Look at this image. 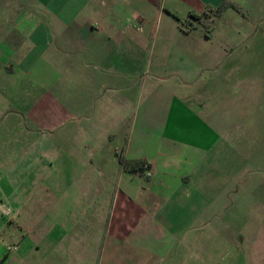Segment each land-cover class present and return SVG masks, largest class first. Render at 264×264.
I'll list each match as a JSON object with an SVG mask.
<instances>
[{
	"label": "crops",
	"instance_id": "crops-1",
	"mask_svg": "<svg viewBox=\"0 0 264 264\" xmlns=\"http://www.w3.org/2000/svg\"><path fill=\"white\" fill-rule=\"evenodd\" d=\"M219 1L0 0V96L20 100L11 111L22 116L0 123V153L23 164L43 156L40 170L54 166L61 187L80 169L116 175L119 198L145 208L151 232L160 208L192 190L205 200L208 172L262 191L264 207V33L233 45L223 74L220 41L175 18ZM116 151L147 161L149 177L121 169Z\"/></svg>",
	"mask_w": 264,
	"mask_h": 264
},
{
	"label": "rangeland",
	"instance_id": "rangeland-1",
	"mask_svg": "<svg viewBox=\"0 0 264 264\" xmlns=\"http://www.w3.org/2000/svg\"><path fill=\"white\" fill-rule=\"evenodd\" d=\"M226 1L235 7L226 5L218 15L207 13L201 21L186 11L175 15L181 29L199 26L203 35L210 32L213 41H220L223 74L232 46L264 33L240 28L252 23L263 28L264 0L257 6L249 0ZM238 47L233 51H243L247 43ZM207 58L211 71L216 64ZM20 105L18 99L7 104L0 96V123L21 120V114L11 111ZM47 162L34 154L23 164L22 159L0 153V264H122V259L131 264L140 259L141 264H264L262 191H236L225 184L227 175L208 172L205 177L213 183L201 192L205 200L192 190L183 204L160 208L158 226L151 232L139 219L147 216L145 208L123 200V179L106 170L80 169L61 187L54 166L40 170L49 166ZM220 178L224 190H215ZM195 180L191 178L192 185Z\"/></svg>",
	"mask_w": 264,
	"mask_h": 264
},
{
	"label": "trees",
	"instance_id": "trees-1",
	"mask_svg": "<svg viewBox=\"0 0 264 264\" xmlns=\"http://www.w3.org/2000/svg\"><path fill=\"white\" fill-rule=\"evenodd\" d=\"M229 5L231 7H235L234 4L230 1L226 0H220L219 3L214 6V8H207L206 10H202L199 13H195L192 11H188L187 15L194 18L196 21H201L205 15H207V10H211L212 14L218 15L221 9ZM116 159L119 163L121 169L125 171L132 172L136 174L137 176H141L143 178H148L150 175V164L143 160V159H127L122 156V154L119 151H116Z\"/></svg>",
	"mask_w": 264,
	"mask_h": 264
},
{
	"label": "built area",
	"instance_id": "built-area-1",
	"mask_svg": "<svg viewBox=\"0 0 264 264\" xmlns=\"http://www.w3.org/2000/svg\"><path fill=\"white\" fill-rule=\"evenodd\" d=\"M207 13H208V14H212V11H211V10H207Z\"/></svg>",
	"mask_w": 264,
	"mask_h": 264
}]
</instances>
